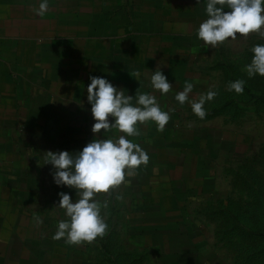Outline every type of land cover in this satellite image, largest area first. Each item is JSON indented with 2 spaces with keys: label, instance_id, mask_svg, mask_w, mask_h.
I'll return each mask as SVG.
<instances>
[{
  "label": "rangeland",
  "instance_id": "rangeland-1",
  "mask_svg": "<svg viewBox=\"0 0 264 264\" xmlns=\"http://www.w3.org/2000/svg\"><path fill=\"white\" fill-rule=\"evenodd\" d=\"M15 1L0 9V264H264V76L245 71L264 38L238 33L206 48L179 12L191 4L178 0H49L43 18L40 0ZM159 69L172 83L166 95L151 87ZM91 76L155 95L171 119L163 132L148 121L128 137L150 160L97 194L108 202L106 235L69 245L52 238L67 218L58 194L79 196L53 182L44 152H78L95 137ZM237 79L253 98L228 90ZM186 83L195 99L218 93L203 120L174 99Z\"/></svg>",
  "mask_w": 264,
  "mask_h": 264
},
{
  "label": "clouds",
  "instance_id": "clouds-1",
  "mask_svg": "<svg viewBox=\"0 0 264 264\" xmlns=\"http://www.w3.org/2000/svg\"><path fill=\"white\" fill-rule=\"evenodd\" d=\"M48 9L49 0H40L39 7L34 11L43 18ZM205 12L207 18L200 23L196 35L206 48L235 40L238 33L240 37H247L256 32L264 38V31L261 30L264 28V0H207ZM251 51L254 54L252 60L245 65L248 77L264 76V44L253 45ZM90 81L87 100L95 121L92 126L95 137L78 152H44V165L51 164L54 169L53 182L58 187L74 188L79 196V199L73 200L68 193L58 194L60 200L57 207L64 210L67 218L58 221L52 238L64 239L69 245L91 243L97 237L106 235L108 224L102 209L108 207V202L102 203L96 198L97 194L107 193L121 185L126 181V175L132 174L131 170L146 166L150 160L141 144L128 137L141 135L138 125L148 121H154L157 131L163 132L171 119L170 111L163 110L157 97L151 93L142 92L134 97L125 95L104 77L91 76ZM150 81L151 87L161 95L168 94L172 89V83L160 69L152 72ZM245 84L243 79L230 81L228 90L243 94ZM193 89L192 83H186L174 99L181 106L190 104L192 112L203 120L207 115L204 105L214 100L218 93L209 90L195 99L191 96ZM113 130L123 134L118 138H106L107 133ZM35 221L43 223L40 216H36Z\"/></svg>",
  "mask_w": 264,
  "mask_h": 264
},
{
  "label": "trees",
  "instance_id": "trees-1",
  "mask_svg": "<svg viewBox=\"0 0 264 264\" xmlns=\"http://www.w3.org/2000/svg\"><path fill=\"white\" fill-rule=\"evenodd\" d=\"M176 1V0H175ZM179 3H189L191 4L190 6L192 7L191 9H188L187 6H184L183 8H181V10L179 12H181L182 14H184L186 11H188L189 14H191L193 16L192 20H191V24H196L197 26L200 25V23L207 18L206 16V12H204V8L206 7V3L207 0H201L200 3L197 2V0H178ZM169 5V4H168ZM158 11L162 14H170V13H175V9H173V7L167 6V5H160L158 7ZM191 11V13H190ZM253 88L251 87V85H245V90H244V94L249 96L250 99L253 98L255 96V94L252 92ZM264 95V94H261ZM259 102H264V96H261L260 99H257ZM260 223L263 225V227L257 229L262 231L264 234V213L261 214L260 218H259ZM252 232H254L252 230ZM251 232V233H252Z\"/></svg>",
  "mask_w": 264,
  "mask_h": 264
},
{
  "label": "crops",
  "instance_id": "crops-1",
  "mask_svg": "<svg viewBox=\"0 0 264 264\" xmlns=\"http://www.w3.org/2000/svg\"><path fill=\"white\" fill-rule=\"evenodd\" d=\"M16 4V1L15 0H0V9H1V7H2V5H7L8 7H13V5H15ZM0 13H1V11H0ZM13 19L15 18V13H13ZM12 17H11V19H12ZM8 20H10V17L9 18H7ZM2 18H1V15H0V31H1V29H2ZM1 35V34H0ZM7 40H5V39H2L1 38V36H0V44H1V42H6Z\"/></svg>",
  "mask_w": 264,
  "mask_h": 264
}]
</instances>
